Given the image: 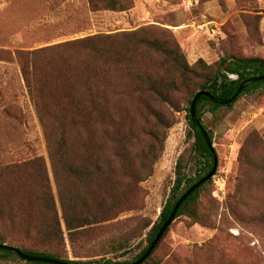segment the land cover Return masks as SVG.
<instances>
[{
  "label": "rangeland",
  "instance_id": "374dc122",
  "mask_svg": "<svg viewBox=\"0 0 264 264\" xmlns=\"http://www.w3.org/2000/svg\"><path fill=\"white\" fill-rule=\"evenodd\" d=\"M131 1L124 11H91L87 0H0V236L6 243L36 241L71 260H130L146 245L178 159L195 176L189 95L223 56L264 59V0ZM139 29L164 47H178L186 75L158 55L144 60L132 35ZM90 36L99 38L63 58L35 56L26 80L12 55ZM114 51L134 59L131 67L118 68L109 58ZM150 82L163 97L144 93L147 109L124 100L121 112L101 117L108 111L84 108L102 101L95 87L109 90L113 108L121 103L112 89ZM202 122L217 168L195 204L200 218H174L145 264H264V92L205 109ZM45 187L54 204L44 199ZM109 195L124 210L117 219L65 229L61 205L75 225ZM51 227L60 228L61 238L44 234ZM0 264L28 263L11 257Z\"/></svg>",
  "mask_w": 264,
  "mask_h": 264
},
{
  "label": "trees",
  "instance_id": "16d2710c",
  "mask_svg": "<svg viewBox=\"0 0 264 264\" xmlns=\"http://www.w3.org/2000/svg\"><path fill=\"white\" fill-rule=\"evenodd\" d=\"M88 5L90 7L91 11H98V10H110V11H124L132 7V1L131 0H87ZM132 35L135 37L136 42L135 46L143 48L141 52L146 53V56L144 57V60H153L154 58L152 55H158L161 59H163L164 62L172 61L176 63L179 68L182 71V75H186L185 70L187 69L186 65L183 66L180 61L182 59L181 53L178 47H175L173 49H170L168 47L162 46V43L158 41L157 39H152V37L145 36L144 29H139L134 32H132ZM98 36H90L83 39H77L73 41H66L58 44H54L47 47H41L38 49L33 50H17L12 53L13 57L18 61L19 65L21 66V72L23 78L26 80V78L30 74L31 67L34 64V58L37 55L45 53L44 56H47L50 58L49 55H54L55 57L59 56L60 58H63L66 53H69L71 50L76 49L78 47H84L86 48L90 42H94ZM104 42V41H103ZM106 44V42H104ZM97 49V48H96ZM49 53V55H48ZM97 56H103L104 53L97 49V51L94 52ZM112 62H117L118 68H124V67H131L132 61H135L131 57L127 56L126 54H122L120 51H114L111 52V55L109 57ZM29 67V69H28ZM31 71H35V69H31ZM264 75V59L257 57V56H248V57H226L223 56L219 58L217 61L216 68L214 69V72L210 78H208L205 82H203L200 85V88L196 91L201 90H207L209 91L214 97L220 98V99H227L231 96V94L235 91L237 85L253 76H259ZM140 76H143V73L140 74ZM231 76H234L232 78ZM145 77L150 78L151 72L146 70ZM104 94L102 101L97 102L94 100H91L90 102H85V109L90 111H103L107 110V114H100L99 116L103 117L105 115H113L118 112V110L121 112L124 108V100L128 102H137L139 105L143 108V106L147 109V103L143 99L144 93H155L159 96L163 97V92L159 90L155 83H149L147 85H144L142 83H137L129 88H122V89H112L111 91L118 94L117 99L121 105L120 107L115 103L113 105V108L110 107L108 98L105 96V93L109 90L105 87H95ZM260 90L264 92V81H257L254 83H251L250 85L246 86L241 93L229 104L226 105H220L217 103H213L210 100H208L206 97L201 96L198 98L195 106V113L198 121L202 125V127L207 131L208 136L211 140V133L210 131L203 125L202 122V115L204 110H208L210 112H215L218 109L222 107L229 108L232 106V104L242 95H249L252 92ZM195 92V93H196ZM195 93H191L189 97L186 100V119L188 120V123L192 129V133L194 136V141L192 142V149H193V156L192 160L194 164L197 166L195 176H189L186 174L185 170L188 166V162H183L180 159H178L175 171H174V180L172 188L170 189L169 196L165 202V205L162 207L159 216L157 220L152 224L150 227L147 235H146V245L142 247V249L139 250L138 253L132 256L130 260L126 261H113L110 259L106 260H100V259H76L71 260L67 258H62V256L58 255L55 252L39 249V246L34 243L31 246H24L23 243L20 244H12V243H6L5 237L0 236V244H6L12 247H15L23 254L29 255V256H39L44 258H50L55 259L58 261H63L68 264H130L134 261H136L138 258H140L147 250L150 243L153 241L155 235L158 233L159 229L163 225V223L166 221V219L169 216V213L174 205V203L178 200L180 195L190 186H192L195 182H197L201 177H203L211 168L212 166V155L210 150L205 146L204 141L200 134L194 130L193 126L191 125L190 115H189V108L191 101L195 95ZM136 100V101H135ZM127 102V103H128ZM122 107V108H121ZM116 111V113H113ZM126 138L124 137L121 142H125ZM119 154V152H117ZM127 166V168H126ZM85 166L80 167V171H78L76 174H80L82 172V169ZM125 169L130 168L132 171V168L128 166L127 164L124 165ZM74 170L76 172L77 170ZM133 172V171H132ZM98 173V171L95 169L93 174ZM149 175V174H148ZM142 181V179L137 180L134 182V184L139 183ZM210 182V179L200 185L198 188H196L179 206L175 218L179 217L181 215L187 216L192 219V221L196 222L199 220V214L195 211V204L199 198V194L201 190ZM110 198V201L107 202L104 206V202H106V199H102L101 202L97 203V211H93L88 215V218L85 216L79 217L76 220L75 225H73V222L67 217L65 207L61 205L62 208V215L64 220V227L68 232L73 231L75 228H82L88 224L92 223H103V222H109L114 219H117L119 214L124 212L122 209H115L116 200L113 197V195L105 196ZM44 199L49 201L52 204L53 197L50 194V191L48 190V187H45L44 191ZM88 197H84V202H89ZM54 204V201H53ZM54 208V205H52ZM54 214V213H53ZM56 214V211H55ZM53 218H56L55 215H53ZM148 226V225H146ZM170 226V225H169ZM169 228V227H168ZM168 228L163 232L162 236L159 238L157 243L154 245L153 249L150 251V253L147 255L146 259L141 263L145 264L153 251L157 248L160 240L163 238L165 233L167 232ZM27 229H25L26 232ZM42 231V228H41ZM41 231H38V235H42ZM44 234L47 235V237L56 236L57 238H61L60 234V228L56 231L53 227L48 228L44 230ZM15 258L17 260L23 261L28 264H48V263H41V262H34V261H24L20 258H18L16 255L0 250V260L4 261L9 258Z\"/></svg>",
  "mask_w": 264,
  "mask_h": 264
},
{
  "label": "water",
  "instance_id": "95a60500",
  "mask_svg": "<svg viewBox=\"0 0 264 264\" xmlns=\"http://www.w3.org/2000/svg\"><path fill=\"white\" fill-rule=\"evenodd\" d=\"M257 81H264V75H259V76H253V77H249L243 81H241L235 91L231 94V96L227 99H220L217 97H214L209 91L207 90H201L195 93L191 104H190V108H189V115H190V120H191V125L193 126L194 130L197 131L200 136L202 137L205 146L210 150L211 155H212V166L210 168V170L203 176L201 177L197 182H195L192 186H190L189 188H187L178 198V200L174 203L168 218L166 219V221L163 223V225L161 226V228L159 229L158 233L155 235L153 241L150 243V245L148 246L146 252L140 257L138 258L136 261L130 263V264H141L147 257V255L150 253V251L153 249L154 245L157 243V241L159 240V238L162 236L163 232L169 227V225L171 224V222L173 221V219L175 218L176 212L179 208V206L181 205V203L196 189L198 188L200 185H202L203 183H205L206 181H208L209 179H211L214 176V173L216 171L217 168V156H216V152L212 146L211 140L208 136L207 131L202 127V125L200 124V122L198 121L197 117H196V113H195V106H196V102L198 100L199 97L204 96L206 97L208 100H210L213 103H217L220 105H226L231 103L240 93L241 91L248 85H250L251 83L257 82ZM0 250L3 251H7L10 252L14 255H16L18 258L24 260V261H34V262H41V263H48V264H68L66 262L63 261H58L55 259H50V258H44V257H39V256H29L26 254H23L22 252H20L18 249H16L15 247L6 245V244H0Z\"/></svg>",
  "mask_w": 264,
  "mask_h": 264
}]
</instances>
